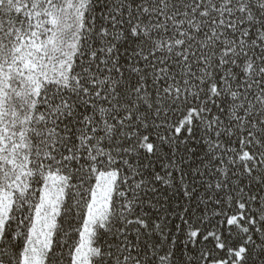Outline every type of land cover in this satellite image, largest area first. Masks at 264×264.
Wrapping results in <instances>:
<instances>
[{"label":"snow or ice","instance_id":"6c2138e0","mask_svg":"<svg viewBox=\"0 0 264 264\" xmlns=\"http://www.w3.org/2000/svg\"><path fill=\"white\" fill-rule=\"evenodd\" d=\"M0 264H264V0H0Z\"/></svg>","mask_w":264,"mask_h":264}]
</instances>
